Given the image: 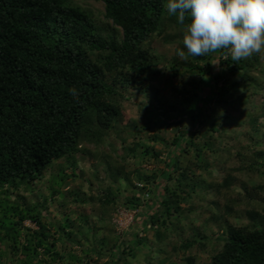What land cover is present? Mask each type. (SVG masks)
Segmentation results:
<instances>
[{"label": "trees", "instance_id": "1", "mask_svg": "<svg viewBox=\"0 0 264 264\" xmlns=\"http://www.w3.org/2000/svg\"><path fill=\"white\" fill-rule=\"evenodd\" d=\"M95 1L103 4L104 17L120 29L119 38L104 32L88 10L71 0H0V194H3L0 197V240L19 252L16 264H62L65 255L55 248L54 234L41 220V209L10 202L7 189L3 187L16 188L41 179L52 161L79 151L81 139H99L114 128L115 118L121 113L120 98H124L117 87L146 93L160 73L157 57L147 44L152 36L168 40L165 31L171 26L175 35L181 37L177 50L184 51L185 55L179 59L176 54L173 60L185 69L179 70L174 64L172 74L185 71L200 76L207 74L206 78L199 79L204 95L189 88L179 89L177 93L183 95L186 102L183 110L175 115L163 111L176 128L185 118L191 126L198 124L211 103L225 106L238 98L235 91H231L232 85L242 86L241 92H246L248 86L264 90V64L259 63L257 53L239 61L231 59L228 49L203 56L188 55L182 43L187 17L184 24L177 22L174 15L166 12V0ZM221 65L225 66L224 70L220 69ZM254 69L261 72V77L250 74ZM229 73L238 74L241 82L231 81L227 86ZM189 85L195 87L196 83ZM261 115H264V95L256 111L247 113L251 119ZM213 130L210 126L203 131L207 135L203 140L207 148L212 147ZM194 135L195 132L188 131L176 133L172 139L174 153H168L165 169L156 185L154 175L142 174L136 184L131 183L134 192L123 203L133 209L145 206L142 230L151 229L158 242L165 237L163 231L170 223L173 228L178 227L180 202L188 200L180 187L186 185L188 170L180 168L178 155L187 150L188 145L193 147L196 156L203 152L193 141ZM134 143V148L139 146L138 142ZM154 158H158L156 152ZM123 171L121 168L118 174L129 181ZM173 172L176 175L173 176ZM64 177L60 175L59 181ZM174 177L177 187L172 188L168 181ZM232 180L227 174L222 185L229 187ZM228 193L225 188L223 196ZM100 201L114 203L109 189H105ZM236 203L235 199L225 202L224 214H232ZM245 212L250 222L241 226L225 224L222 245L205 264H264V208ZM173 214L176 215L171 218ZM213 218L227 223L225 215ZM25 220L31 221L36 229L24 226ZM66 226L65 222L62 227ZM21 230H25L22 240ZM60 232L63 234L64 229ZM134 236L122 253H130L146 241L145 235L135 233ZM191 244L189 239L179 243L182 249ZM91 252L95 253V249ZM4 254L0 249V264H3ZM83 260L69 254L64 264ZM145 260V264H162L163 261L158 255L151 257L150 254ZM187 260L192 262L191 258ZM83 264L104 263L85 260Z\"/></svg>", "mask_w": 264, "mask_h": 264}, {"label": "rangeland", "instance_id": "2", "mask_svg": "<svg viewBox=\"0 0 264 264\" xmlns=\"http://www.w3.org/2000/svg\"><path fill=\"white\" fill-rule=\"evenodd\" d=\"M71 1L88 10L104 32L120 37V29L104 17L100 1ZM165 34L168 40L152 36L147 42L160 69L152 88L139 93L129 87H117L124 98H120L121 113L115 118L114 128L100 135L99 139H81L80 150L52 161L41 179L16 188L3 187L7 189L10 202L41 209V220L54 234L55 248L65 255L62 264L69 254L84 258L75 264H83L85 260L104 264H145L148 254L151 257L158 255L163 259L162 264H205L221 247L225 224L241 226L249 223L245 211L264 208V154H259L264 151V115L256 119L247 117L248 112L256 111L260 105L264 90L248 86L246 92H241L242 86L232 85L231 91H235L238 98L225 106L211 103L198 124L191 126L185 118L176 128L163 111L175 115L178 110H183L186 102L184 96L177 93L179 89L189 88L204 95L199 79L206 78L207 74L200 76L190 71L172 74L174 64L179 70L185 69L173 60L176 54L179 59L183 58L178 54L181 50H177L181 37L175 35L171 26L167 27ZM258 61L264 64V52L259 53ZM220 69L224 70L225 66L221 65ZM250 74L261 77L257 69ZM231 81L241 82L240 76L229 73L226 85L229 86ZM190 82L196 86H190ZM210 126L214 128V138L212 147L207 148L203 144L207 138L203 131ZM184 131L195 132L193 141L203 152L196 156L191 145L187 150H178L181 151L179 166L188 170L184 180L186 185L180 186L188 200L180 202L181 210L177 214L180 223H176L182 228H173L170 223L163 231L165 237L158 242L151 229L142 230L145 206L133 209L123 203L134 192L131 183L136 184L142 174L154 175V184L159 181L168 153L172 151V139L176 133ZM134 142L139 146L134 148ZM155 152L157 159L154 158ZM121 168L130 182L118 174ZM227 174L233 178L229 187L222 185ZM60 175H65L62 182L59 181ZM168 185L177 187L175 177L168 181ZM225 188L229 193L223 196ZM56 189L58 193L52 194ZM105 189L110 190L114 203L100 201ZM0 197H3L2 193ZM233 199L237 201L233 213L224 214V203ZM214 215H225L227 223L213 218ZM65 222L67 226L64 228ZM23 225L36 229L29 220L23 221ZM135 233L145 235L146 241L135 246L130 253H122L126 244L135 238ZM20 236L21 240L25 237V230L20 231ZM183 239L192 242L189 248L180 247ZM5 242L0 240V249L5 252L3 264H16L14 261L20 254L6 247ZM92 248L95 253L91 252ZM189 258L192 262H188Z\"/></svg>", "mask_w": 264, "mask_h": 264}, {"label": "clouds", "instance_id": "3", "mask_svg": "<svg viewBox=\"0 0 264 264\" xmlns=\"http://www.w3.org/2000/svg\"><path fill=\"white\" fill-rule=\"evenodd\" d=\"M166 11L180 24L187 17L182 43L190 56L230 49L239 61L264 52V0H167Z\"/></svg>", "mask_w": 264, "mask_h": 264}]
</instances>
